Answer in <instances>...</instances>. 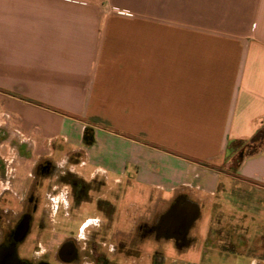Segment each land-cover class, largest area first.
<instances>
[{
  "label": "crops",
  "instance_id": "0c3cea01",
  "mask_svg": "<svg viewBox=\"0 0 264 264\" xmlns=\"http://www.w3.org/2000/svg\"><path fill=\"white\" fill-rule=\"evenodd\" d=\"M262 129L264 0H0L4 203L35 160L54 166L67 153L114 175L92 179L102 184L88 196L112 204L118 237L188 200L198 213L184 239L150 230L146 241L191 251L183 264L235 250L264 259V222L250 232L255 242L247 235L264 203V141L226 170L228 141ZM128 187L140 194L124 199ZM200 204L211 215L204 232Z\"/></svg>",
  "mask_w": 264,
  "mask_h": 264
},
{
  "label": "rangeland",
  "instance_id": "374dc122",
  "mask_svg": "<svg viewBox=\"0 0 264 264\" xmlns=\"http://www.w3.org/2000/svg\"><path fill=\"white\" fill-rule=\"evenodd\" d=\"M257 144V141L251 142V140H247L242 142L238 149H243L244 152H247L251 149L252 146H256ZM227 159L229 163L227 164L228 169L226 170L227 172H233L235 168H233V165L231 163L232 158ZM41 160L42 159L40 158L35 160V164L31 166L30 176H28L27 178H19V182H16L17 190H14L16 191V193H13V191H9L10 198L8 199V201L5 203L0 201V245L7 240L10 231L14 229L21 216L27 215L30 217L29 232L27 233L24 240L20 242L17 246L19 256L24 258H29L30 256L34 257V253L39 252L41 247L44 249V251L39 256V258H46L47 254L50 253L53 255L52 252L54 251L52 250L56 249V247L53 246V249H49L52 243L51 239H57L60 242L66 235L74 237L77 234L79 225L86 217L99 215L98 211L95 208V197L98 195V192H90V195L92 197L91 198L88 196V199H91L90 201H83L77 207L71 205L68 209V216H64L63 212H60L57 214L56 222L52 223L49 219L48 212L45 209L46 201L44 198V193L47 187L50 186L49 180L51 179L53 172L41 170V167L38 166ZM75 166L84 177H87L89 175V170L92 168L91 165L87 163L84 164V167H80V164H76ZM12 173L13 171L8 170L6 175L9 176ZM124 175V177H127L128 175H133V172L130 171L129 166ZM109 176L110 178H112L114 175L111 173ZM124 177L121 176L122 179ZM60 181L63 183L67 181L65 175L60 177ZM101 184V182L100 184H97L96 182L94 183L93 187L90 186V189L93 188L98 190ZM124 190H126V192L123 193L121 196L124 199H130L131 197L135 198L140 194V192L130 190L129 187L124 188ZM236 190L237 188L232 186L228 189L227 193L235 194ZM139 199L140 201L144 200V196L141 195ZM234 205L235 204H232L230 202L225 203L226 208H230V210L233 212L232 214L236 212V205ZM256 206L258 207L256 214L257 218H255L253 222L248 224V236L250 235V232L254 226H257V224L264 222V203L259 202ZM148 209V207L147 209L146 207L143 209L145 210L143 211V214L145 216H151L153 213V209ZM200 214V218L196 220V225L198 226L201 232H204V230L211 223V215L208 214L207 204H200ZM223 221L230 222V219H223ZM122 223V225L124 226L125 222ZM235 227L236 226L234 223L233 226L231 224L230 230L234 229ZM45 229L47 230L46 233H44ZM261 229L262 230L260 232L264 234L263 226H261ZM153 236L154 235H151L150 237L152 238ZM250 236L253 239L251 241L255 242V237H253V235ZM261 240L260 241L264 244V238H262ZM157 246L159 248H157ZM236 248L237 247L235 246L234 249ZM251 249L253 248L251 247ZM239 251L240 250H235V252H233L229 257H225L222 254L214 253L210 257L211 260L205 261L204 259L203 262L201 261V263H198L249 264V259L251 258V256L249 254H244L243 256V253L245 252L242 253V251ZM191 253V251L179 252L174 246V244L170 241L164 240L159 243H156L154 240L149 239L143 243L142 250H138L132 253L133 257L127 259V261L129 262L123 261L124 259H121V257H124L122 253L118 251V262L116 264H134L135 261L137 262V264H173L174 262L177 264H183V262H188L190 260L195 259V257L190 255ZM261 253L264 254V251H262ZM259 260L261 264H264L263 258ZM51 263L59 264L54 262L53 259H51Z\"/></svg>",
  "mask_w": 264,
  "mask_h": 264
},
{
  "label": "flooded vegetation",
  "instance_id": "af4514ba",
  "mask_svg": "<svg viewBox=\"0 0 264 264\" xmlns=\"http://www.w3.org/2000/svg\"><path fill=\"white\" fill-rule=\"evenodd\" d=\"M41 170L54 172L55 167L52 165H45L41 168ZM65 177L67 180L65 183L71 184L72 186V206L77 207L81 204V202L91 200L88 199V193L91 190L90 185L87 184L88 182H85V180H83L81 177L72 173L66 174ZM184 202L185 201L175 203L174 206L179 205L178 207H181L180 210L184 211L186 208ZM174 206L162 214L157 219L152 228H149L146 224H139L136 227L134 233L129 234L126 237H118L111 228L113 214L112 204L106 200L97 199L95 201V208L99 215H101L102 222L98 229L91 231L87 241H80L78 243L73 236L66 235L55 246L56 249L52 250L54 251L52 252L53 255L51 253L47 254L46 258L40 257L39 260L34 259L33 256H30L29 258H24L21 256L19 257L25 259L27 264H52L51 259H53L54 262H59L60 264H85V260L90 261L91 264H116L118 262L117 252L119 251L124 257H121V259H124L123 261L126 262L127 259L133 257V252L142 250L143 243L146 241L150 230L153 231L157 236L173 237L176 240L184 239L188 227H182V220L179 215V212L181 211L173 209ZM13 230L10 231L7 240L0 245V247L3 249L0 264H10V253L5 249L14 242ZM85 231L88 230L86 229ZM22 241H19L15 244L16 249L18 244ZM110 243L116 245L115 251L113 252H108L107 250V245ZM83 244H86L85 251L80 252L79 249ZM134 264H137V262L135 261Z\"/></svg>",
  "mask_w": 264,
  "mask_h": 264
},
{
  "label": "clouds",
  "instance_id": "9594fccd",
  "mask_svg": "<svg viewBox=\"0 0 264 264\" xmlns=\"http://www.w3.org/2000/svg\"><path fill=\"white\" fill-rule=\"evenodd\" d=\"M72 151H77L73 148ZM55 171L52 173L51 179L49 180V187H47L44 198L46 201L45 209L48 212L49 219L52 223L56 222L57 214L63 212L64 216H68V209L72 203V186L71 184L63 183L60 181V177L68 173L80 176L85 179V182H90L97 176L106 177L109 175L108 169L102 165H96L94 168L89 170V175L84 177L78 170L77 167L70 162V157L67 153L61 154L57 159L53 161ZM80 167H84V162H80ZM23 198V197H21ZM103 198V197H100ZM101 215L88 216L79 225L77 234L74 236L75 240L79 243L80 241H87L90 233L94 229H98L101 225ZM88 231H85V230ZM116 245L110 243L107 245L108 252L115 251ZM86 244L81 245L80 252L85 251ZM44 249L41 247L39 252L34 253V259L39 260V256L43 253ZM85 264H91L90 261L85 260ZM249 264H260L258 257H252L249 259Z\"/></svg>",
  "mask_w": 264,
  "mask_h": 264
},
{
  "label": "water",
  "instance_id": "95a60500",
  "mask_svg": "<svg viewBox=\"0 0 264 264\" xmlns=\"http://www.w3.org/2000/svg\"><path fill=\"white\" fill-rule=\"evenodd\" d=\"M186 208L184 211H181L178 207L179 205H175L173 209L180 210L179 212L180 218L182 220V227H186L189 222L197 215L198 213V207L195 203L186 200L185 202ZM30 227V219L28 216H23L20 218V220L17 222L14 230H13V240L14 242L7 247L5 250H7L10 253V264H27L25 259H22L19 257L17 249L15 244L19 241H22L25 236L27 235V232ZM3 254V249L0 247V259Z\"/></svg>",
  "mask_w": 264,
  "mask_h": 264
},
{
  "label": "trees",
  "instance_id": "16d2710c",
  "mask_svg": "<svg viewBox=\"0 0 264 264\" xmlns=\"http://www.w3.org/2000/svg\"><path fill=\"white\" fill-rule=\"evenodd\" d=\"M257 138H258V140H257ZM250 140H251V142L257 141L258 144L256 146H252L251 149L247 152L246 151L244 152L243 149H238L240 144L242 142H244L243 140H230V141H228L227 146H226V157L231 156V158H232L231 163L233 165V168H235L238 165V163L241 161V159L244 155L253 153L254 151L257 150L258 147H260V145L264 141V130L262 129V130L258 131ZM77 179H79V178H77ZM87 184L90 185L91 187H93L92 182H88ZM97 184H100V182H97Z\"/></svg>",
  "mask_w": 264,
  "mask_h": 264
}]
</instances>
